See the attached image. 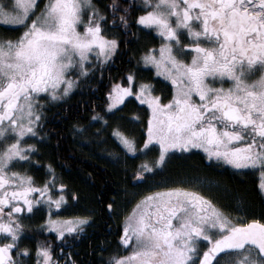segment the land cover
I'll return each mask as SVG.
<instances>
[{
  "label": "snow or ice",
  "instance_id": "6c2138e0",
  "mask_svg": "<svg viewBox=\"0 0 264 264\" xmlns=\"http://www.w3.org/2000/svg\"><path fill=\"white\" fill-rule=\"evenodd\" d=\"M38 7V0H0V22L24 28L15 39L0 38V264H25L33 256L34 264H60L51 245L42 242L34 252L22 246L20 217L37 206H47L44 226L59 238L82 232L89 222L88 217L51 218V209L67 201L64 184L53 196L54 174L37 187L31 175L10 169L29 163L34 154L36 146L23 141L38 135L39 95L61 100L76 85L70 73L77 79L87 76L93 54L107 61L118 48L117 39L103 34L107 16L93 0H48L39 12ZM133 7L142 10L136 23L163 40L143 60L172 81L175 95L161 103L150 83H140L133 92L135 78L128 74L127 86H113L107 107L115 108L128 95L150 105L142 148L157 142V165L172 150L203 149L209 160L258 169L264 190V0H142L139 5L112 0L108 5L114 17L122 13L118 18L126 28ZM187 55L189 61L181 58ZM112 135L126 152L138 151L119 128ZM140 167L152 171L147 163ZM213 232L219 235L213 238ZM123 233V244L133 250L114 264H222V255L234 257V264H264V222L235 224L206 195L188 188L145 196ZM201 242H207L206 249L199 248Z\"/></svg>",
  "mask_w": 264,
  "mask_h": 264
},
{
  "label": "trees",
  "instance_id": "16d2710c",
  "mask_svg": "<svg viewBox=\"0 0 264 264\" xmlns=\"http://www.w3.org/2000/svg\"><path fill=\"white\" fill-rule=\"evenodd\" d=\"M94 2L107 16V20L102 21L103 34L118 41L117 55L105 64H96L87 76L79 78L76 89L64 100L66 105L61 107V135L36 139L37 148L29 167L35 179L42 182L50 165L71 196H75L70 197V207L65 214L88 217L89 222L82 232L66 234L64 238L34 229L39 242L51 245L54 259L60 264H114L115 258L130 250L121 242L130 201L143 189L191 183L195 177L205 180L204 192L208 189L211 193L215 192L214 196H219L218 206L226 213L239 214L247 221L264 222V195L260 191L258 176L249 172L237 173L226 167L222 170L209 168L199 154H174L158 168L151 180L134 185L136 181L132 174L141 156L126 152L113 137L112 131L119 128L135 141L137 147L142 146L147 138L149 109L129 97L120 107L109 112L108 93L114 83L126 85L128 74L139 81L159 82L153 69L140 65L141 56L156 46L157 36L136 23L140 9L133 7L130 10L127 17L129 26L126 28L118 18L122 13L118 12L115 17L111 14L108 5L112 0ZM117 2L131 3L130 0ZM23 31V27L1 26L0 38L15 39ZM97 114L102 119L107 118L109 136H105L103 130H99V135L95 133L96 129L103 128L102 122L83 131L91 126V118L97 117ZM147 153L151 157L157 155V152ZM212 183L217 186L208 187ZM224 188L230 196L225 195ZM195 190L202 194L199 189ZM33 246L31 241L28 247Z\"/></svg>",
  "mask_w": 264,
  "mask_h": 264
},
{
  "label": "rangeland",
  "instance_id": "374dc122",
  "mask_svg": "<svg viewBox=\"0 0 264 264\" xmlns=\"http://www.w3.org/2000/svg\"><path fill=\"white\" fill-rule=\"evenodd\" d=\"M94 1V0H93ZM48 2V0H38V4H39V7H38V9H37V12H39V9H41V8H43L44 7V5L46 4ZM1 26H7V27H21V26H18V25H7V24H5V23H3V22H0V27ZM144 28H146L145 26H144ZM23 30H24V28H23ZM81 31H83V28H81L80 29ZM161 43H163V40L161 39ZM159 47H157V49H158ZM147 53H145L144 55H146ZM157 56H159V52H156L155 53ZM117 55V51L113 54V56L109 59V60H107V61H104V60H99V61H97V59H96V57H95V54H93V56L91 57V63L90 64H88L87 66L91 69V68H93V66H95L96 64H105V63H107V62H109V61H111L115 56ZM144 55H142L141 56V58H140V65L141 66H143V67H146V68H151V69H153L154 71H155V74H156V76L158 77V78H160L161 80H165L167 77L166 76H164V75H160V74H158L157 73V69H156V67L154 66V65H152V64H146L145 62H144V60H143V57H144ZM74 80H76V85H75V87H73V89L70 91V93L67 95V96H65V97H63L61 100H65L66 98H68L70 95H71V93L76 89V87H77V84H78V80H79V78H81V77H84V76H79V78L77 79V73H70L69 74ZM135 78V77H134ZM140 83H149V82H144V81H139V80H136V79H134V81H133V84H132V90H133V92H136V91H138V86H139V84ZM116 84H118V83H114V84H112V86H111V88H110V91H109V93L110 92H112L113 91V86L114 85H116ZM151 84V83H150ZM120 85H123V84H120ZM128 85V83L126 84V85H123V86H127ZM152 85V84H151ZM109 93H108V102H107V105L109 104V103H111L112 101H111V99H110V97H109ZM152 95H156V93L153 91V89H152V93H151ZM175 95V92L173 91V94H172V97H171V99L173 98V96ZM129 97H133V98H135L140 104H144V105H146L147 106V108L149 109V115H150V117H149V120L151 119V116H152V110H151V107H150V105L149 104H147L146 102H143L142 101V99L141 98H138V97H136V96H132V95H128V96H125L124 97V100H123V103H124V101L127 99V98H129ZM38 99L42 102V103H44V102H46V101H49V102H54V101H57V100H50L49 99V97L48 96H44L43 97V93H41L40 95H39V97H38ZM170 99V100H171ZM60 100V101H61ZM162 101V100H161ZM123 103H120V104H117L116 105V107L115 108H112V109H109L108 107H107V111H114V110H116L118 107H120ZM161 103H163V102H161ZM41 120V119H40ZM149 122V121H148ZM39 123V122H38ZM147 129H148V125H147ZM121 131V130H120ZM36 132L38 133V135H36V136H34V137H31V138H26L24 141H23V143H25V144H32V145H35V143H36V139H38V137L39 138H43L42 136H41V132H40V130H39V125L37 124V127H36ZM125 134V133H124ZM126 135V134H125ZM146 136H147V131H146ZM129 137V136H128ZM130 139H132L131 137H129ZM146 140H147V138H146ZM117 141V140H116ZM118 142V141H117ZM136 144V143H135ZM144 144V143H143ZM37 145V144H36ZM35 145V146H36ZM152 145H157L158 147H159V145L157 144V142H155V141H153V143L152 144H150V145H148V148H150V146H152ZM122 146V145H121ZM123 147V146H122ZM136 148H137V152L136 153H130V154H135V155H140L141 156V161L139 162V164H138V166L136 167V169H135V171L133 172V174H132V178L136 181V184H134L135 186H137V185H139V184H142V182H144V181H147L148 179H152V177H153V175H155V174H157V170H158V168L160 169V167L162 166V165H157L155 162H156V160H157V158H158V156H159V152H157V158L156 159H153V157H151L147 152H144V151H146V149L145 148H142V146H140V147H137V145H136ZM124 149V148H123ZM125 150V149H124ZM144 163H147L151 168H152V171H146V170H144V169H142L140 166L142 165V164H144ZM17 165H19L18 163H17ZM31 165H32V162H31ZM227 165H229V164H227ZM23 165H20V167H22ZM232 166V165H231ZM27 168H28V165H27ZM22 169L24 170V167H22ZM236 168L235 167H232L231 168V170H235ZM139 171H143V175L142 176H137L136 175V173L137 172H139ZM48 175V176H47ZM52 176H53V173H52V171L49 169V168H46V177H48V179H47V181H49L51 178H52ZM33 177V176H32ZM33 180H35V178L33 177ZM201 181H202V183H200L201 181H196L195 182V179L194 180H192V182L190 183V182H188V183H186V184H183V183H173V184H171V185H158V186H155V187H150V188H146L145 190L143 189L140 193H138L131 201H130V204L128 205V208H127V213H126V215H125V219H124V223H123V228H124V226H125V223L127 222V219L132 215V210L135 208V206L139 203V202H141L142 201V199L145 197V196H147V195H149V194H151V193H155V192H158V191H162V190H164V189H167V188H172V187H182V188H188V189H190V190H194V191H196L195 190V188L196 189H199L201 192H202V194L203 195H206L209 199H211L212 201H213V203L218 207V208H220L219 206H218V204H220V202H218L219 200H218V197L219 196H214L215 194V192L213 193H211V191H209L208 189H207V191H205L204 192V190H205V180L204 179H200ZM197 183H199L198 185H197ZM55 184H56V187L55 188H53V186H52V184H49V187L50 188H52V190H53V194H54V198L56 197V196H59L60 195V190H59V188H58V184L56 183V181H55ZM43 185V184H42ZM42 185H39V186H42ZM205 185V186H204ZM212 187V186H217V185H215L214 183H212L211 185H209L208 187ZM57 190H59V191H57ZM222 191L225 193V195H227V194H229L226 190H225V188L224 189H222ZM260 191H261V193L264 195V190H262L261 188H260ZM214 194V195H213ZM227 196H230V195H227ZM68 199V198H67ZM70 198H69V200H67L66 201V204L68 205V206H65L64 207V209L63 210H58V209H56V208H52L51 209V218L52 219H67V218H70V217H81V216H77V215H68V214H65V210L67 211V209L70 207ZM38 208H39V210L38 211H40V215H39V217L41 218V220L43 221L42 222V224H39L38 225V228L39 229H41V230H43V232H47L48 233V231H51L52 233H55V231L54 230H51V229H48V228H45V222L47 221V219L49 218V211H48V209H47V206L46 205H40V206H38ZM221 209V208H220ZM222 210V209H221ZM222 211H224V210H222ZM224 213L228 216V218H229V220H231L233 223H235V224H247V223H249L250 221H247V220H243L242 218H241V216L238 214H233V213H226L225 211H224ZM232 215V216H231ZM124 234V233H123ZM55 235H57L56 233H55ZM211 235H213V238H216L218 235H219V233L218 232H213V233H211ZM58 236V235H57ZM121 242H122V240H121ZM123 243V242H122ZM125 245V244H124ZM128 246V245H127ZM206 247H207V242H201L200 244H199V248L201 249V250H203V249H206ZM129 248H130V250H129V252L127 253V254H125V255H122L123 257H126V256H128L129 254H130V252L133 250L132 249V247H130L129 246ZM122 256H120V257H122ZM117 258H119V257H117ZM117 258H115V259H117ZM114 259V260H115ZM221 260H222V264H234V257H232V256H221ZM25 264H34V259L32 260V262H31V258L30 259H26V262H25Z\"/></svg>",
  "mask_w": 264,
  "mask_h": 264
},
{
  "label": "flooded vegetation",
  "instance_id": "af4514ba",
  "mask_svg": "<svg viewBox=\"0 0 264 264\" xmlns=\"http://www.w3.org/2000/svg\"><path fill=\"white\" fill-rule=\"evenodd\" d=\"M130 2L131 3L128 4V5H139L142 2V0H130ZM93 3L95 4L94 1H93ZM135 9L138 10V8H135ZM142 27H144V26H142ZM151 31L153 32L154 35L157 36V44H156V46L150 48V49H153V48H157V47L160 46L161 37L154 30H151ZM182 40H183L184 43H188L189 42V40L186 39L183 36H182ZM181 58L185 59L186 61H189L190 60V55L182 56ZM155 76H156V74H155ZM253 78H255V77H253ZM157 79H158L159 82H157L155 84H152L153 85V91L156 93V95L160 96V98L162 100L161 102L167 103L171 99L173 91L175 92L176 86L168 78H166L165 80H161L160 78L157 77ZM209 83L212 84L213 87H219L220 86L219 83H214L211 79H209ZM224 86L228 87L229 84L225 83ZM44 96H47V95L43 94V97ZM193 99H197V97L194 96ZM65 103L66 102H64V100H61V101L57 100V101H54V102L46 101V102L42 103L43 107L40 109L41 120L38 123L39 130L41 132V136L42 137L43 136L44 137L47 136V138H48L50 135H53L54 137H58L59 135H61L62 129L60 128V126H61L60 117H61V113L63 112L61 107L66 105ZM94 117L95 116H92V118H91V123H90L91 126L87 127V128H84L83 131L87 130L89 128L90 129L93 128L96 125V123H98V125H101V122H102L104 124L103 128L100 127L99 129H96V130H103L104 131V135L105 136H109L110 128L108 127V121L106 120L107 118H104V119L101 120L99 118L93 119ZM149 117H150V115H149ZM94 132H95V130H94ZM95 133H97V131ZM99 134H100V131H99ZM44 137H43V139H44ZM40 139L41 138L38 137L37 140H40ZM152 147H154V148H152ZM36 148L37 147H35V149ZM35 149L33 150V152L35 151ZM144 152H159V147L157 145H155V146L152 145V146H150V148H146V151H144ZM174 154L175 155H186V156H191L192 154H199L202 157L203 162L206 163L209 166V168H212V169H215V170L216 169L222 170L224 167H226L228 169H231L233 167L231 165L225 164L223 161H217V160H215V158H213L212 160H209L208 157H207V154L203 151V149H192V150H189V151H181L179 149L172 150V154H170L168 157H166V160H167V158L171 157ZM156 158H157V155L155 157H153V159H156ZM30 162L29 163H18L19 165L16 164L10 170H12V171H20L22 173H26L28 175L33 176V174L30 173V169H29V167L31 165ZM20 165H23L22 167H24V170L22 169V167H20ZM27 165H28V168H27ZM47 168H49V166H47ZM234 171L237 172V173H247V172H249V173L255 174L256 176H258V179L260 180L259 170L258 169H251V168H249V169H237L236 168ZM52 173L55 176V181L58 184V186L60 184H62V182H61L60 178L58 177V175L56 173H54L53 171H52ZM47 179H48V177H46L44 179V181H42V182H38L35 179L34 183H35V185L37 187H39V185H42L45 182H47ZM196 181H201V180L197 179L195 177V182ZM200 183H202V181ZM57 191H59V190H57ZM37 195L38 194H34L33 198H36ZM64 195L68 198L67 200H69L70 197L75 198L74 194H72V196H71V194L67 191V189L64 191ZM53 196H54V194H53ZM68 205L66 203L62 204V207L60 209H58V210H63L64 207L68 206ZM38 210H39V208L37 206V207L34 208V213L33 214H30V215L29 214H22V216L20 217V223L24 226V229H25L24 234H23L24 238H23L22 246H27L28 247V244H31V241H33L34 242L33 248L28 247L33 252L35 250V247L38 244H40L39 240L34 235V229L38 230L39 229L38 225L42 224V222H43L41 220V218L39 217L40 211H38ZM39 230H41V229H39ZM41 231H43V230H41ZM44 233H47V232H44ZM48 233H51V231H48ZM0 242H3V241H0ZM33 259H34V256L31 258V262H32Z\"/></svg>",
  "mask_w": 264,
  "mask_h": 264
}]
</instances>
